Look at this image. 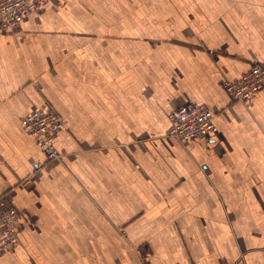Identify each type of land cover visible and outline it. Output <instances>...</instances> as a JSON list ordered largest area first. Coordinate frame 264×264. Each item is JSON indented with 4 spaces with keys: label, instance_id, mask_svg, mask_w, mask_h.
I'll list each match as a JSON object with an SVG mask.
<instances>
[{
    "label": "crops",
    "instance_id": "0c3cea01",
    "mask_svg": "<svg viewBox=\"0 0 264 264\" xmlns=\"http://www.w3.org/2000/svg\"><path fill=\"white\" fill-rule=\"evenodd\" d=\"M255 63L264 0H49L0 35V264H264V91L221 86ZM185 103L218 137H166ZM41 107L55 161L20 127Z\"/></svg>",
    "mask_w": 264,
    "mask_h": 264
},
{
    "label": "built area",
    "instance_id": "2783aa9c",
    "mask_svg": "<svg viewBox=\"0 0 264 264\" xmlns=\"http://www.w3.org/2000/svg\"><path fill=\"white\" fill-rule=\"evenodd\" d=\"M49 0H0V35L16 33L22 19L40 12ZM222 89L231 102L248 103L264 91V65L255 63L248 72L232 79H224ZM166 137L179 144L218 137L213 114L204 105L185 103L169 116ZM65 120L54 110L41 107L31 111L20 121L23 132L30 136L48 161L58 160L60 153L55 139ZM23 225L21 213L0 201V256L18 245V233Z\"/></svg>",
    "mask_w": 264,
    "mask_h": 264
},
{
    "label": "rangeland",
    "instance_id": "374dc122",
    "mask_svg": "<svg viewBox=\"0 0 264 264\" xmlns=\"http://www.w3.org/2000/svg\"><path fill=\"white\" fill-rule=\"evenodd\" d=\"M52 161H55V160H52Z\"/></svg>",
    "mask_w": 264,
    "mask_h": 264
}]
</instances>
